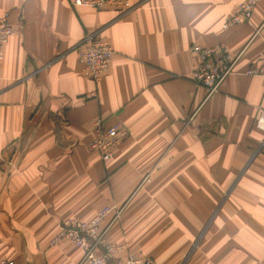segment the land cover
Here are the masks:
<instances>
[{
	"label": "crops",
	"instance_id": "0c3cea01",
	"mask_svg": "<svg viewBox=\"0 0 264 264\" xmlns=\"http://www.w3.org/2000/svg\"><path fill=\"white\" fill-rule=\"evenodd\" d=\"M73 0H0L15 34L0 60V258L77 264L52 244L63 220L119 210L105 239L158 264H264V78L244 71L264 51V0H129L112 9ZM109 42L99 82L81 74L87 35ZM241 58L210 96L192 80V46ZM95 121L126 135L108 161L88 150Z\"/></svg>",
	"mask_w": 264,
	"mask_h": 264
},
{
	"label": "built area",
	"instance_id": "2783aa9c",
	"mask_svg": "<svg viewBox=\"0 0 264 264\" xmlns=\"http://www.w3.org/2000/svg\"><path fill=\"white\" fill-rule=\"evenodd\" d=\"M255 3L256 0H247L235 5L232 16L224 23L223 28L248 23ZM71 4L95 11L112 9L119 16L127 14L134 8L129 0H73ZM14 34L15 29L9 24L7 17L0 18V60L3 58L4 47ZM190 53L197 61V66L191 74L192 80L204 87L208 96L219 91L223 82L232 75L242 55V51L232 54L222 46L204 48L198 45L192 46ZM77 55L81 65V74L97 83L110 70L113 50L108 41L94 34L85 36L79 43ZM255 62L244 71V75L264 78V51L260 53ZM255 126L264 132V113H259ZM125 135L126 132L118 126L105 128L101 121H95L87 148L96 153L102 161H108ZM258 151L264 152V140ZM119 214V210L105 207L87 221L63 220L51 243L68 241L80 249L82 257L77 264H158L153 259L132 253L120 257L118 256L119 249L106 241V232L109 226L118 219ZM110 215H112L111 222L108 228L103 229L102 224ZM0 264L14 263L0 258Z\"/></svg>",
	"mask_w": 264,
	"mask_h": 264
}]
</instances>
